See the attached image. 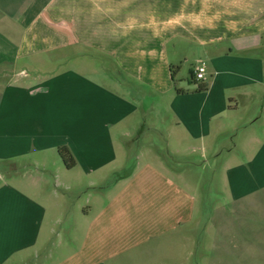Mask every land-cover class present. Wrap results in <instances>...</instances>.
Masks as SVG:
<instances>
[{"label": "crops", "instance_id": "1", "mask_svg": "<svg viewBox=\"0 0 264 264\" xmlns=\"http://www.w3.org/2000/svg\"><path fill=\"white\" fill-rule=\"evenodd\" d=\"M259 107L264 0H0V264H183L198 155L248 132L223 184L230 205L264 192Z\"/></svg>", "mask_w": 264, "mask_h": 264}, {"label": "rangeland", "instance_id": "2", "mask_svg": "<svg viewBox=\"0 0 264 264\" xmlns=\"http://www.w3.org/2000/svg\"><path fill=\"white\" fill-rule=\"evenodd\" d=\"M182 68V72L177 74L178 84L186 83V88L192 87L195 85L191 82L193 61L185 63ZM250 110L251 114L255 111L254 108ZM259 110L264 116L263 109L259 107ZM263 123L264 121L250 126L249 133L255 129L262 130ZM247 135L248 132L244 130L236 132L233 137L234 144L230 142L224 144V150L234 149L235 153L232 154L234 156L243 148L241 142ZM235 144L238 145L237 149L234 147ZM232 155L224 153L217 159L212 156L204 158L197 156L195 163L201 167L200 172L197 168V180L200 181L201 188L196 191V198L197 204L202 205V210L196 212L198 223L187 231L196 252L194 250L193 255L181 259L183 264H264V192L230 205L221 169L226 159ZM170 164L175 167L181 164L183 169L188 170L190 167L189 163H178L173 160ZM4 171H8V168L0 166V174ZM12 182L17 183V178H13ZM70 228L68 225L58 226L52 236L53 244L58 246L60 241L71 244ZM76 246L74 244L75 248ZM121 264L131 263L123 261Z\"/></svg>", "mask_w": 264, "mask_h": 264}, {"label": "trees", "instance_id": "3", "mask_svg": "<svg viewBox=\"0 0 264 264\" xmlns=\"http://www.w3.org/2000/svg\"><path fill=\"white\" fill-rule=\"evenodd\" d=\"M194 79H195V77H194ZM207 89H208V86L206 84H204V83L200 84L199 87H198V91H200V92L206 91ZM59 154H60L63 162L65 163V165L68 168L71 169V168H73L75 166L76 161H75L73 153L70 151L69 148L61 147L59 149Z\"/></svg>", "mask_w": 264, "mask_h": 264}, {"label": "built area", "instance_id": "4", "mask_svg": "<svg viewBox=\"0 0 264 264\" xmlns=\"http://www.w3.org/2000/svg\"><path fill=\"white\" fill-rule=\"evenodd\" d=\"M195 79L199 82H205L207 80V65L205 63H201L196 68Z\"/></svg>", "mask_w": 264, "mask_h": 264}]
</instances>
